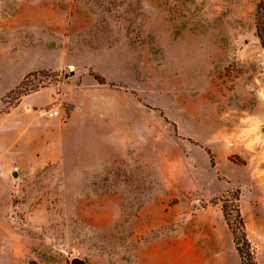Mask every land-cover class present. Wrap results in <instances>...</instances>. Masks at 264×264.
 Returning <instances> with one entry per match:
<instances>
[{"label":"rangeland","instance_id":"1","mask_svg":"<svg viewBox=\"0 0 264 264\" xmlns=\"http://www.w3.org/2000/svg\"><path fill=\"white\" fill-rule=\"evenodd\" d=\"M75 257L264 264V0H0V264Z\"/></svg>","mask_w":264,"mask_h":264},{"label":"built area","instance_id":"2","mask_svg":"<svg viewBox=\"0 0 264 264\" xmlns=\"http://www.w3.org/2000/svg\"><path fill=\"white\" fill-rule=\"evenodd\" d=\"M45 114H47L50 117H54L60 114V109L58 107H53L51 109L46 110Z\"/></svg>","mask_w":264,"mask_h":264},{"label":"water","instance_id":"3","mask_svg":"<svg viewBox=\"0 0 264 264\" xmlns=\"http://www.w3.org/2000/svg\"><path fill=\"white\" fill-rule=\"evenodd\" d=\"M75 72L72 71V72H67L66 76H70V75H73ZM17 175V172L15 173ZM72 262L75 263V264H82V263H85L86 260L83 259V258H80V257H75L72 259Z\"/></svg>","mask_w":264,"mask_h":264}]
</instances>
